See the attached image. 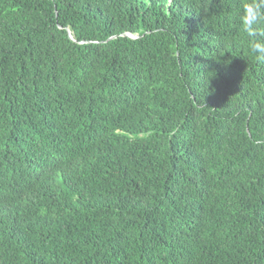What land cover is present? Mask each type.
I'll list each match as a JSON object with an SVG mask.
<instances>
[{"label": "trees", "instance_id": "trees-1", "mask_svg": "<svg viewBox=\"0 0 264 264\" xmlns=\"http://www.w3.org/2000/svg\"><path fill=\"white\" fill-rule=\"evenodd\" d=\"M0 161V264H264V0H0Z\"/></svg>", "mask_w": 264, "mask_h": 264}, {"label": "clouds", "instance_id": "clouds-1", "mask_svg": "<svg viewBox=\"0 0 264 264\" xmlns=\"http://www.w3.org/2000/svg\"><path fill=\"white\" fill-rule=\"evenodd\" d=\"M133 37H136V36H133ZM7 163H9V162H13L14 161V158L13 159H6V158H3ZM0 171L4 174L5 173V171H6V168L5 167H3L2 165H1V161H0Z\"/></svg>", "mask_w": 264, "mask_h": 264}]
</instances>
